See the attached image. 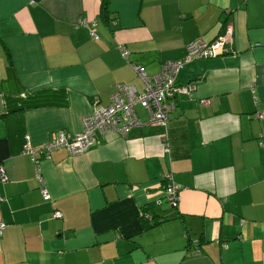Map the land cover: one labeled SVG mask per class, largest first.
<instances>
[{
  "label": "crops",
  "instance_id": "obj_1",
  "mask_svg": "<svg viewBox=\"0 0 264 264\" xmlns=\"http://www.w3.org/2000/svg\"><path fill=\"white\" fill-rule=\"evenodd\" d=\"M227 29V53L177 74L192 90L168 114V151L153 126L108 132L81 154L39 155L37 181L26 136L39 147L80 131L117 84L143 89L131 63L157 73L190 40ZM257 112L264 0H0V264H264ZM168 171L180 186L176 207L165 197Z\"/></svg>",
  "mask_w": 264,
  "mask_h": 264
},
{
  "label": "built area",
  "instance_id": "obj_2",
  "mask_svg": "<svg viewBox=\"0 0 264 264\" xmlns=\"http://www.w3.org/2000/svg\"><path fill=\"white\" fill-rule=\"evenodd\" d=\"M80 23H85V21L83 20ZM95 24V21H90L89 28L91 35L97 38L94 33ZM230 30L227 29L225 33L210 41L203 37L190 40L185 45V55L179 60L164 61L157 73L148 74L142 66L131 63L137 77L143 83V89L138 91L133 85L117 84L106 105H95L92 111L82 118V129L80 131L70 133L60 130L55 138L39 147L32 146L28 136H26L23 153L29 155L31 162L35 164L37 181L40 183L44 181L39 168L42 159L39 155L47 158L50 157L52 151L61 148L72 155H78L96 146L105 138L108 132H116L125 136L134 128L153 126L159 128L160 140L165 151H168V114L175 109V97L179 94L187 95L192 90L190 85L176 83L180 68L201 58L215 57L227 53L231 41ZM124 53L126 52L123 51ZM201 102L206 103L205 100H201ZM135 105L141 106L147 112L146 121H142L137 116L134 109ZM262 116H264V112L251 114V117ZM162 179L166 182L164 190L167 203L172 207H176L180 186L174 181L171 171L164 173ZM0 180L2 182L7 180L2 166H0ZM40 191L43 198H49V193L44 186H41ZM1 200L0 197V202ZM55 217L60 218V214L56 212ZM143 218L150 219V216L144 214ZM4 228L5 225L0 224V233ZM198 253V249H191L190 251L191 255H197Z\"/></svg>",
  "mask_w": 264,
  "mask_h": 264
}]
</instances>
